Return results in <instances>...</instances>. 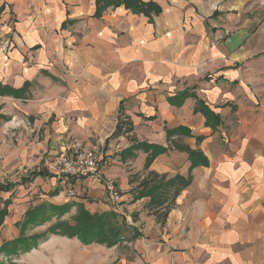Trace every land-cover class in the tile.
Returning <instances> with one entry per match:
<instances>
[{
  "label": "crops",
  "instance_id": "0c3cea01",
  "mask_svg": "<svg viewBox=\"0 0 264 264\" xmlns=\"http://www.w3.org/2000/svg\"><path fill=\"white\" fill-rule=\"evenodd\" d=\"M138 2L0 0V186L27 166L17 203L39 198L11 216L1 190L2 222L71 203L127 229L32 264H264V0ZM78 149L111 159L99 181L48 171Z\"/></svg>",
  "mask_w": 264,
  "mask_h": 264
},
{
  "label": "rangeland",
  "instance_id": "374dc122",
  "mask_svg": "<svg viewBox=\"0 0 264 264\" xmlns=\"http://www.w3.org/2000/svg\"><path fill=\"white\" fill-rule=\"evenodd\" d=\"M25 179L26 178H20L17 176L16 180L10 183V185H12L10 193L3 196L5 200H8L10 194L13 195L12 203L9 208V215L11 216L12 214L20 211L26 202L35 203L39 201V198H33L23 202V199H25L23 198L21 199L22 202L19 204L17 203L19 196H17L16 191L20 186L21 181H24ZM39 206L43 205L40 204L38 207ZM44 206L45 207L42 208L40 213L34 214L33 220L29 217L25 219V215H27V213L21 218V221L19 220V222L15 224L12 221L13 217L7 216L5 218L3 225L0 226V264H32L28 261L29 253H32L37 248L41 249V244H43V242L49 237L59 235L53 234L57 223L67 222L69 226H73L75 217H81L85 214L90 215L83 207H81L79 211L76 209L75 214H72L73 205L71 203L60 210H57L56 208L52 209V207L47 204ZM60 217L70 218V221L66 219L61 220ZM114 217L115 215H112V217L108 216L106 218L102 215L101 218L102 224L109 230L111 236L116 232V230L118 233L127 231L121 220L118 218L114 220ZM107 238L109 239L110 235H107Z\"/></svg>",
  "mask_w": 264,
  "mask_h": 264
},
{
  "label": "built area",
  "instance_id": "2783aa9c",
  "mask_svg": "<svg viewBox=\"0 0 264 264\" xmlns=\"http://www.w3.org/2000/svg\"><path fill=\"white\" fill-rule=\"evenodd\" d=\"M1 48L3 51L8 50L10 41L8 39L2 41ZM111 166V159L108 157L100 158L95 151L76 150L73 154H59L54 158L48 171L54 175L69 180L70 178H93L99 181L103 176L102 170ZM18 177L29 178L30 173L27 166L21 168ZM7 186L9 184H2ZM105 189L107 190L110 201L114 204L120 200L119 192L116 189L114 181L104 180ZM68 196H73V191L68 192Z\"/></svg>",
  "mask_w": 264,
  "mask_h": 264
},
{
  "label": "trees",
  "instance_id": "16d2710c",
  "mask_svg": "<svg viewBox=\"0 0 264 264\" xmlns=\"http://www.w3.org/2000/svg\"><path fill=\"white\" fill-rule=\"evenodd\" d=\"M121 3H126L127 6L134 11L135 13L142 12L143 8H148L149 5H142L138 0H97L99 5L98 11L104 10L109 6L119 5ZM32 176V174H31ZM12 185L0 186V191L6 193L10 192ZM45 206H39L28 212L26 218L33 220L35 213H40L42 208ZM81 213V212H80ZM6 211L3 209L0 211V226L3 224L2 220L6 216ZM104 217H112L110 214H103ZM102 215L100 216H90L82 215L81 217H75V224L69 226L67 222H59L56 224L53 234H59L64 237L73 238L76 237L83 245L86 244H105L106 246H112L117 241L116 232L111 236L109 230L104 227L101 221ZM97 221V223H96ZM107 235H110V238H107Z\"/></svg>",
  "mask_w": 264,
  "mask_h": 264
}]
</instances>
